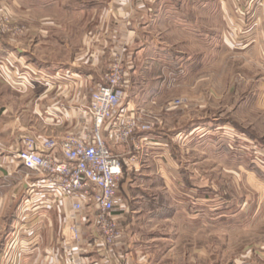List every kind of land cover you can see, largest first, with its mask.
<instances>
[{
	"label": "crops",
	"instance_id": "obj_1",
	"mask_svg": "<svg viewBox=\"0 0 264 264\" xmlns=\"http://www.w3.org/2000/svg\"><path fill=\"white\" fill-rule=\"evenodd\" d=\"M20 2L12 0V12L6 15L7 0H0V236L12 232L8 241H13L18 256L14 264H75L76 260L148 264V254L132 239L130 218L150 213L159 219L173 216L174 201H180L181 195L190 201L197 194V182L203 181L196 166L186 164L189 150L180 144L184 134L203 123L192 118L178 127H163L166 115L173 116L181 106L168 96L183 75L184 58L158 41L161 24L174 22L181 7L187 8L188 22H194L197 6L208 7L203 15L209 16L215 3L222 22L234 29L224 30V39H238L243 27H250L247 35L250 31L249 37L261 49L264 0L253 10L248 26L235 21L242 0H50L43 11L29 2L26 13L19 10ZM160 54H167V63L147 58ZM118 56L125 70L124 96L114 116L102 125V133L122 166V203L114 212L121 234L115 244L107 245L94 228L89 206L74 211L70 198L44 192L43 176L32 171L23 174L12 155L25 134L56 141L67 134H83L85 105L104 81L100 63L106 57L108 70ZM145 57L148 61L140 67ZM259 118L252 115L251 120L257 121L250 127L236 120L256 153L264 148ZM131 121L150 122V128H135L123 138L121 132ZM250 176H257L254 169ZM31 183L38 185L29 193L30 204L24 206L21 193ZM73 223L79 229L77 241L69 235ZM106 249L110 261L104 258Z\"/></svg>",
	"mask_w": 264,
	"mask_h": 264
},
{
	"label": "rangeland",
	"instance_id": "obj_2",
	"mask_svg": "<svg viewBox=\"0 0 264 264\" xmlns=\"http://www.w3.org/2000/svg\"><path fill=\"white\" fill-rule=\"evenodd\" d=\"M47 1L50 0H21L19 10L26 13L30 2L43 11ZM242 1V7L235 10V21L248 26L260 0L248 6ZM12 8V0H7L6 15ZM206 9L204 5L197 6L196 20L188 22L187 8L181 7L175 21L161 24L162 32L158 33L164 48L184 58L183 75L168 96L173 98V104L181 106L173 116L166 115L163 127H178L192 118L203 123L180 139L181 146L185 143L182 147L189 150L186 164L190 168L195 165L203 181L197 182V194L190 201L184 195L174 201L173 216L159 219L150 213L130 218L132 239L148 254V264H264V148L256 153L237 129H242L241 125L236 124L239 120L250 127L254 115L262 118L259 121L264 127V39L258 40L262 46L258 49L249 37L250 31L247 35L250 27H243L238 39H224L222 32L228 29L232 33L234 29L222 22L215 3L209 16L203 15ZM89 27L86 23L85 30ZM148 57L168 62L167 54ZM105 60L100 63L103 79L115 62H120L124 70L119 56L108 70L106 57ZM146 61L143 58L139 66ZM89 105L90 97L84 108L86 134L93 130ZM99 132L104 139L102 128ZM253 169L257 175L254 178L250 176ZM20 170L23 174L29 172ZM29 193L28 189L22 190L20 201L24 206L30 204ZM16 203L17 200L14 206ZM2 234L0 238L7 242L0 241V264H14L18 256L13 241H8L12 232Z\"/></svg>",
	"mask_w": 264,
	"mask_h": 264
},
{
	"label": "built area",
	"instance_id": "obj_3",
	"mask_svg": "<svg viewBox=\"0 0 264 264\" xmlns=\"http://www.w3.org/2000/svg\"><path fill=\"white\" fill-rule=\"evenodd\" d=\"M253 0H244L246 6ZM2 21V19H1ZM8 20H6V23ZM125 74L120 62H115L104 81L90 96L89 117L93 124L91 134H67L59 141L52 137L41 140L25 134L22 146L12 155L26 170L43 176L40 185L46 193L58 194L72 200V210L80 211L89 206L101 241L113 245L121 231L114 212L120 206L119 179L122 166L100 135V128L114 116L124 96ZM147 130L150 124L137 125L131 121L121 132L128 137L133 129ZM37 183L28 186L29 192ZM71 239L77 241L79 229L76 223L68 228ZM110 250H103L104 258L111 260ZM75 264H82L76 260Z\"/></svg>",
	"mask_w": 264,
	"mask_h": 264
}]
</instances>
